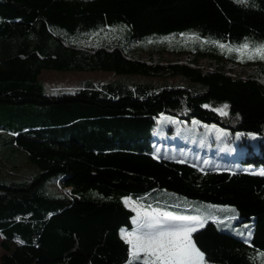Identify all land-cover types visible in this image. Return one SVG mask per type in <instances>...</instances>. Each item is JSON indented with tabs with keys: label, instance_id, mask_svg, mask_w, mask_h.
Segmentation results:
<instances>
[{
	"label": "trees",
	"instance_id": "16d2710c",
	"mask_svg": "<svg viewBox=\"0 0 264 264\" xmlns=\"http://www.w3.org/2000/svg\"><path fill=\"white\" fill-rule=\"evenodd\" d=\"M166 37L187 61L137 53L170 51ZM245 41L264 44V0H0V160L23 155L38 168L0 179V264H128L120 233L135 212L125 199L147 196L234 206L221 221L207 216L196 247L206 264H264V176L158 158L153 138L162 114L253 132L259 152L240 161L264 168V60L234 74L237 53L213 43ZM44 70L147 80L51 93ZM225 104L226 116L214 111Z\"/></svg>",
	"mask_w": 264,
	"mask_h": 264
},
{
	"label": "rangeland",
	"instance_id": "374dc122",
	"mask_svg": "<svg viewBox=\"0 0 264 264\" xmlns=\"http://www.w3.org/2000/svg\"><path fill=\"white\" fill-rule=\"evenodd\" d=\"M186 42L193 44L192 40L187 39L185 43ZM168 44L170 46V51L168 52L154 50L153 44L149 43L145 49L138 48L137 53L143 59H162L165 62H176L178 60L187 61L189 52L186 53L187 56L185 54H179L178 52L172 51L174 49V43L172 41H168ZM223 51L226 55L230 54L227 50ZM256 60L258 59L248 60L245 58L244 61L241 62L238 56L237 63L228 64L226 68L233 71L234 74L249 73L254 70L253 68ZM200 64L206 70L212 68L207 61L202 60L200 61ZM121 78L130 79L132 81L147 80L146 78L137 75L124 77L116 75L113 72L105 71L59 72L54 70H44L40 76V80L51 93L72 92L83 88L86 83L97 85L119 80ZM156 81L157 83L164 82L163 79ZM193 121H197L198 123L194 124ZM193 121L187 123L171 115L162 114L159 116L153 133L155 156L181 162H190L202 170L218 169L231 172L243 170L252 172L264 171V168L262 167L255 168L253 167L254 165H244L240 161L241 158L246 155H253L256 152H259V142L261 137L258 134L253 132L231 133L228 129L216 124H208L199 120ZM204 160L209 161V163L205 165L203 163ZM37 171V166L27 160L23 155H19L16 158V161H13L12 163H4L3 160H0V179H6L10 175L14 176V179H19L22 174H30ZM48 188L55 193H58L59 189L61 190L59 184L56 182H50ZM180 198L181 200L176 199L172 201L175 207L154 203L155 199L151 196L140 199L126 198L125 201L130 200L138 202L139 205H143L145 210L148 209L149 205H151V207H165L170 211H175L173 208L186 211L194 207L196 211V214L194 215H199L203 220V224L209 219L207 216L209 217L213 215L218 221H221L226 213L237 212L236 208L230 205L199 202L198 200L189 199L185 196H181ZM161 199L167 198L162 197ZM184 201H189L192 204L184 203ZM128 207L132 209L131 206ZM175 212L182 215H188L178 211ZM133 229L125 231L131 232ZM237 229L240 231L241 226H237ZM225 230L233 231L228 228ZM2 240L3 236L0 233V257L4 254V250L1 246ZM204 264H206L205 261Z\"/></svg>",
	"mask_w": 264,
	"mask_h": 264
},
{
	"label": "snow or ice",
	"instance_id": "6c2138e0",
	"mask_svg": "<svg viewBox=\"0 0 264 264\" xmlns=\"http://www.w3.org/2000/svg\"><path fill=\"white\" fill-rule=\"evenodd\" d=\"M171 40L173 37H166ZM186 39H198L187 36ZM221 50L236 52L241 60H264V44L250 45L247 41L238 47H232L219 42H213ZM207 107V105H205ZM228 105L214 109L222 115H227ZM193 123H198L193 121ZM207 165L209 161L204 160ZM264 176V171L252 173ZM126 206H131L136 212L133 218L135 228L131 232L121 230V239L129 245L130 259L128 264H204V253L192 241L191 234L203 227L199 215H182L165 207H151L145 210L138 202L126 200ZM264 256V253H261Z\"/></svg>",
	"mask_w": 264,
	"mask_h": 264
},
{
	"label": "crops",
	"instance_id": "0c3cea01",
	"mask_svg": "<svg viewBox=\"0 0 264 264\" xmlns=\"http://www.w3.org/2000/svg\"><path fill=\"white\" fill-rule=\"evenodd\" d=\"M210 219L216 220V217H209ZM204 225V224H203Z\"/></svg>",
	"mask_w": 264,
	"mask_h": 264
}]
</instances>
